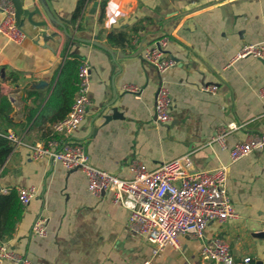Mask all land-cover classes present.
<instances>
[{
    "label": "crops",
    "instance_id": "crops-1",
    "mask_svg": "<svg viewBox=\"0 0 264 264\" xmlns=\"http://www.w3.org/2000/svg\"><path fill=\"white\" fill-rule=\"evenodd\" d=\"M103 1L45 0L61 25L40 0H23L26 9L40 7L30 19L21 15L24 41L0 33V96L9 97L15 122L8 129L28 143L45 141L59 112L46 103L63 65L89 61L91 103L73 136L86 140L91 163L122 177L133 159L150 169L187 153L196 168L228 164L226 187L238 216L210 222L203 240L222 235L236 259L250 256L253 264H264V149L230 162L234 145L252 133L264 134V62L250 55L233 58L244 43L264 42V0H106L102 12ZM2 16L0 11V21ZM161 37H168L166 53L177 60L162 73L141 53ZM161 82L173 100L168 122L155 120ZM126 83L138 85L141 94L126 91ZM206 84L218 88L208 92L202 89ZM230 122L242 126L227 134L223 148L211 140ZM87 184L79 169L33 159L26 146L12 151L0 168V193L21 185H35L38 193L24 205L13 235L0 244L31 264H142L148 258L153 264H221L203 259L201 243L186 235L180 248L153 253L129 228V209L108 193L96 196ZM41 211L48 217L44 236L32 232Z\"/></svg>",
    "mask_w": 264,
    "mask_h": 264
},
{
    "label": "built area",
    "instance_id": "built-area-1",
    "mask_svg": "<svg viewBox=\"0 0 264 264\" xmlns=\"http://www.w3.org/2000/svg\"><path fill=\"white\" fill-rule=\"evenodd\" d=\"M0 33L10 41L21 43L27 34L17 21L13 0H0ZM168 37H161L147 44L141 51L146 61L162 73L175 66L177 60L167 55L165 43ZM254 56L264 59V42L244 43L234 59ZM78 88L68 113L52 124L51 135L45 141L28 143L23 135L11 129L4 134L13 144L15 151L21 146L30 149L33 159L48 158L61 162L67 169H79L87 177V188L96 196L108 193L115 204L129 209L128 226L132 232L141 235L152 245L153 253L167 247L180 248L181 237L189 236L199 241V253L203 259L221 264H253L250 256L236 259L230 243L222 235H215L204 241L210 222H224L238 216L236 207L227 191L228 164L213 169L196 168L190 153L163 162L154 169L140 160L133 159L128 165L129 174L119 176L91 163L87 142L77 139L73 132L84 120L91 103V65L81 60L77 66ZM126 91L141 94L142 89L133 83L123 85ZM218 84H206L202 89L215 92ZM264 98V86L260 89ZM172 95L164 82L158 87L155 102V120L168 122L172 119ZM242 125L230 122L218 127L211 141L227 147V134ZM264 149V134L252 133L230 150V162H234L254 150ZM23 205H27L38 193L35 185L16 187ZM48 217L42 211L35 218L32 232L44 236L47 233ZM11 260L16 264H31L30 259L20 252L0 244V264ZM116 264V263H112ZM142 264H153L151 258Z\"/></svg>",
    "mask_w": 264,
    "mask_h": 264
},
{
    "label": "trees",
    "instance_id": "trees-1",
    "mask_svg": "<svg viewBox=\"0 0 264 264\" xmlns=\"http://www.w3.org/2000/svg\"><path fill=\"white\" fill-rule=\"evenodd\" d=\"M106 0L103 1V10ZM83 1L77 7L75 17L81 12ZM111 38H114L111 35ZM77 59H69L65 62L59 75L56 88L52 91L46 103L56 105L59 112L55 115L54 120L63 118L71 108L74 100L75 91L78 88ZM40 106V104L38 105ZM11 108V101L7 95L0 96V168L7 160L9 154L13 150V144L10 139L4 135L8 127L15 125L13 119L9 116L8 111ZM38 108V107H37ZM37 109H32V116ZM31 116V117H32ZM58 118V119H57ZM41 119V113L38 116V121ZM24 205L22 204L17 189L11 188L7 193H0V239L11 237L15 231L18 221L23 214Z\"/></svg>",
    "mask_w": 264,
    "mask_h": 264
},
{
    "label": "water",
    "instance_id": "water-1",
    "mask_svg": "<svg viewBox=\"0 0 264 264\" xmlns=\"http://www.w3.org/2000/svg\"><path fill=\"white\" fill-rule=\"evenodd\" d=\"M40 1H41L42 7L45 9V11H46L47 15L50 17V19H52L54 22H57V23L62 25V22L58 21L54 17L53 13L49 9V7H48L47 3L45 2V0H40ZM14 4H15V7H16V17H17V21H18L19 24H21V15L22 14L28 15L29 19L35 13L40 14V7L36 3H33L34 4V8L31 9V10L30 9H26V8L23 7V0H14ZM95 5H96V2L94 3V6ZM41 23H45V22L41 21ZM95 42L98 43L97 41H95ZM98 44H100V43H98ZM261 60L264 62V59H261ZM256 264H263V262L262 261H257Z\"/></svg>",
    "mask_w": 264,
    "mask_h": 264
}]
</instances>
